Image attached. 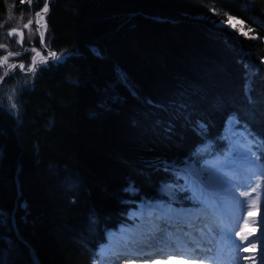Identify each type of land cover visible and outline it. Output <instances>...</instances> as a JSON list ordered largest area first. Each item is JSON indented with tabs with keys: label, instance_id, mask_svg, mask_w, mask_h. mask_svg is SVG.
<instances>
[{
	"label": "trees",
	"instance_id": "1",
	"mask_svg": "<svg viewBox=\"0 0 264 264\" xmlns=\"http://www.w3.org/2000/svg\"><path fill=\"white\" fill-rule=\"evenodd\" d=\"M28 5L0 0V45L20 51L6 16ZM45 20L65 56L15 114L0 87V264H94L126 187L180 185L177 166L227 149L229 118L264 170V0H52Z\"/></svg>",
	"mask_w": 264,
	"mask_h": 264
},
{
	"label": "rangeland",
	"instance_id": "2",
	"mask_svg": "<svg viewBox=\"0 0 264 264\" xmlns=\"http://www.w3.org/2000/svg\"><path fill=\"white\" fill-rule=\"evenodd\" d=\"M30 1L31 0H29L28 9H23L22 11H19L17 13H14L15 11L9 9L6 16V22L8 25H10V27L18 28L23 31L24 38L22 44L20 45V50L28 51L30 53H33L34 51V55L32 54L33 57L30 59L29 63H25L24 60H22L24 62V71H27L30 68L32 61L38 56V45H35V38H37V34L34 22L29 27H24V25H27L29 21H33V15L35 13L33 8L34 1ZM40 30L45 40V25L41 26ZM12 38H14V40L17 39V37L14 35H12ZM32 45L35 46V49L29 51ZM10 46L11 45H0V48L5 50L1 62L6 70H8L13 63L17 62L15 57L19 56V52L17 50L12 51L9 48ZM10 53L12 55H9ZM64 56V54L57 55L55 61L63 58ZM5 57H7V62H4ZM46 63L47 62L38 63L36 69L40 65ZM18 70L19 67L16 69L14 74ZM26 75V78H16L7 85L1 86V94L8 98L10 102L9 109L12 110L14 114L17 111V105L14 103V95L19 88L28 84V82L34 75V72ZM10 95L12 96V99H9ZM13 104H15V107H12ZM232 123L233 121H229L227 123V128L225 132V137L227 141V151L224 154L209 159L207 161H203L199 165L192 162H188L180 167L175 168L174 171L176 172V175L177 177H179V180L181 182V185L179 187L169 183L160 185H164L165 187H171L173 191H175L172 197L161 193L159 191L160 186L157 188V197L155 196L156 198L141 196L137 193L134 186H127L125 191L131 197L123 201V203L125 204V213L122 214L123 222L118 223L115 228L110 231H117L119 230L120 226L128 227L130 225L127 223V216L132 211V209L135 208L133 207V205H131L133 203H140L141 201H161L163 206V209L160 211L161 213L171 211L172 213L180 214L181 209L183 211L189 212L192 209H197L198 207H201L199 203L195 202H201L202 198H205L206 204L208 203V199L216 198L218 199V201L220 200L219 204L221 206H226L225 208L229 207V209L234 207L236 210L237 207L241 204L240 210L242 209V212L239 211V214H241L242 219L246 218V216L250 213H255L253 215L261 219V228L263 230L261 229V234H258L256 238L258 239L257 241L259 243V248L264 253V171L258 167V149L256 147V144L243 132L236 130ZM193 174L197 175V179L193 178ZM239 185L241 187H239ZM245 192L249 193V195L244 196L243 193ZM136 195H138V197L135 198ZM243 197L246 198L243 199ZM173 198L178 200V203L171 202ZM238 199L240 202L238 201ZM169 202H171L172 204ZM240 224L242 225L243 223L239 221L238 225L235 226L236 229L239 228L240 230ZM244 224L246 225V228L242 230V228L244 227L243 225V227L241 228L242 233L240 232V237L244 236L245 234L249 235L250 232L254 231L251 221L248 222V225L247 223ZM197 226H200V224ZM163 231L165 230L163 229ZM194 234L197 233L194 231ZM235 242H238L237 239ZM106 243H108L107 239L106 242L100 245L99 247L104 248L105 246H107ZM248 247L249 249H253L252 241L248 244ZM241 250L243 251L244 249L241 248L239 251ZM243 259H246V257L242 256L241 258H238V264H246ZM102 262L103 258H100L99 256V259L96 261V264H100Z\"/></svg>",
	"mask_w": 264,
	"mask_h": 264
},
{
	"label": "bare ground",
	"instance_id": "3",
	"mask_svg": "<svg viewBox=\"0 0 264 264\" xmlns=\"http://www.w3.org/2000/svg\"><path fill=\"white\" fill-rule=\"evenodd\" d=\"M192 176L194 179H197L196 174H193ZM239 187L241 186L239 185ZM159 191L169 197H172L175 192L171 187H165L164 185L159 187ZM245 198L243 197V199ZM207 201L208 204H206L205 198H202L201 202L196 201L195 203H199L201 207L192 209L189 212L181 209L180 214H175L169 211L167 213L169 216L167 220H162V216L164 215L166 217V215L160 213L163 209L161 201H141L140 203L131 204L135 208L132 209L127 216V223L130 225L128 227L120 226L119 232L118 230L106 232V238L110 242L109 248L112 251L106 252L104 248L99 249V252L102 253L104 258V261L100 264H238V258H241L242 256L246 257V259H243L246 264H264V253L259 248L258 239L256 238L258 234H261V219L253 215L255 213L246 214V218L242 219L241 214H239V211L242 210H240L241 204L235 210L232 206L231 209H229V207L225 208L226 206H221L219 204L220 200L218 201L216 198L208 199ZM171 202L178 203V200L173 198ZM205 205H207L206 208H204ZM171 218H174L177 221H187L189 227L187 226V228H185V233L188 234L190 232L189 235L194 234L190 223H206L205 229L198 228L196 231H199L197 233L201 236L204 235L206 239H208L206 244L212 249L215 248L214 251L212 253L209 252V254L205 250L203 255L196 254V252H180L179 250L172 248L175 244H171L170 242L164 243V240L159 238L170 239L175 235L174 230H184V227L175 225V228H173V231H171L170 234L165 228H167L169 224L171 225ZM239 221L243 223L242 225L240 224L241 228L244 225L242 230L246 228L244 223H247L248 225V222L251 221L254 231L250 232L249 235L245 234L240 237V234L242 233L241 228L239 230L238 227V229L235 227L238 225ZM163 229L165 231H163ZM199 234L197 235L200 237ZM149 236L157 238L158 241L153 239L151 243L141 245L136 244L137 242L135 240H145L144 238ZM244 237H247V239H244ZM211 238L212 241L210 240ZM201 239L202 238L200 237V240ZM236 239L238 241L237 243L235 242ZM251 241L253 249H249L248 247V244ZM168 245H170L171 248H169ZM193 246L195 247L196 245ZM115 248H119V253H130L133 256H137V258H114L113 256H115L116 253L113 250ZM241 248L244 250L239 251ZM201 251H203V249H201ZM163 253H166L165 256H162ZM176 253L184 254L178 255Z\"/></svg>",
	"mask_w": 264,
	"mask_h": 264
},
{
	"label": "water",
	"instance_id": "4",
	"mask_svg": "<svg viewBox=\"0 0 264 264\" xmlns=\"http://www.w3.org/2000/svg\"><path fill=\"white\" fill-rule=\"evenodd\" d=\"M52 3V0H45L42 7L40 9H38L34 15H33V22L36 28V34H37V43H38V51H37V57L36 59H34L31 63V66L29 69L32 68L33 66V62H37V64L39 63V61L41 60H46V62H52L56 59L57 53L54 50H50L44 43V38H43V34L40 30V27L43 25H46V20L45 17L47 15L43 13V10L45 9V6L47 4V12L49 9L50 4ZM37 13H41V15H37ZM9 35H17L18 37V43L21 44L23 41V31L18 29V28H11L8 31ZM51 53H55L56 56L52 57ZM7 71L8 74L5 75V72L0 76V87L5 83V81L15 72V70L19 67V71H21V73L23 74H30L32 73V71H30L29 69L27 71L23 70L24 66V62L23 61H17L15 63H13Z\"/></svg>",
	"mask_w": 264,
	"mask_h": 264
},
{
	"label": "snow or ice",
	"instance_id": "5",
	"mask_svg": "<svg viewBox=\"0 0 264 264\" xmlns=\"http://www.w3.org/2000/svg\"><path fill=\"white\" fill-rule=\"evenodd\" d=\"M43 13H44V14L47 13V4H46V6H45V9L43 10ZM37 15L39 16V15H41V13H37ZM230 19H231V18H230ZM32 23H33V21H29L27 25H24V27H29ZM45 27H46V25H45ZM9 55H12V54L10 53ZM17 55H18V53H17ZM51 56H52V57H55L56 54H55V53H51ZM4 62H7V57L4 58ZM44 62H46V60H41V61H39V63H44ZM36 66H37V62L34 61V62H33V66H32V68L29 69V70L32 71V72H35V70H36ZM10 67H13V66H10ZM21 67H23V66H21ZM7 74H8V71L6 70V71H5V75H7ZM9 99H12V96H11V95H10ZM12 107H15V104H13ZM254 190H255V189H254ZM243 195L247 196V195H249V193L245 192V193H243ZM244 239H247V237H244ZM176 254H178V255H183L184 253H176Z\"/></svg>",
	"mask_w": 264,
	"mask_h": 264
},
{
	"label": "flooded vegetation",
	"instance_id": "6",
	"mask_svg": "<svg viewBox=\"0 0 264 264\" xmlns=\"http://www.w3.org/2000/svg\"><path fill=\"white\" fill-rule=\"evenodd\" d=\"M35 46H31V49H29V51H31L32 49H35L34 48ZM19 52V57H20V59L21 58H23L22 60H26V59H31L33 56H32V54L34 55V51H33V53H30V52H28V51H18ZM30 53V55H28ZM17 61H20V60H17Z\"/></svg>",
	"mask_w": 264,
	"mask_h": 264
}]
</instances>
